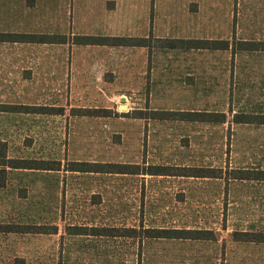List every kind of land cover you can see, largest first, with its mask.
I'll list each match as a JSON object with an SVG mask.
<instances>
[{
	"label": "rangeland",
	"instance_id": "374dc122",
	"mask_svg": "<svg viewBox=\"0 0 264 264\" xmlns=\"http://www.w3.org/2000/svg\"><path fill=\"white\" fill-rule=\"evenodd\" d=\"M158 2L153 33L162 38L228 39L232 31L238 47L247 39L264 48V0ZM70 23L80 35L124 28L104 17L97 0H0V32L57 33ZM159 48L148 67L129 54L128 68L111 82L83 78L77 115L47 116L18 134L37 140L25 156L60 171L24 183L10 178L0 189V224L36 231H0V264L258 262L229 229L264 225V181L256 180L264 179V50ZM77 56L87 63L114 55L81 44ZM121 103L126 110L117 109ZM154 109L224 111L226 121L152 118ZM233 112L252 122L235 123ZM106 163L171 174L81 171ZM152 227L209 230L210 239L136 236Z\"/></svg>",
	"mask_w": 264,
	"mask_h": 264
},
{
	"label": "crops",
	"instance_id": "0c3cea01",
	"mask_svg": "<svg viewBox=\"0 0 264 264\" xmlns=\"http://www.w3.org/2000/svg\"><path fill=\"white\" fill-rule=\"evenodd\" d=\"M170 1V0H169ZM30 3H34L31 1ZM101 6V13L105 18L113 23H124V28L117 31L119 28L115 26L106 27V31L99 32L100 29L80 35L71 26L66 25L57 33H38L36 35L56 36L57 42H0V104L17 106V108L0 110V141L6 142V155L8 159L14 160H37L45 161L44 158L27 157L29 149H32L37 140L30 143H25L19 138V133L25 132L30 127L38 125L39 120L47 116L62 115L64 112H70L71 115H77L80 106V86L81 80L87 78L101 79L109 78V82L114 80L119 75V68H128V55L135 52L140 57V62L146 63L149 61L154 63V54L159 53V46L154 40L162 38L160 35L153 33L154 22L159 20L158 0H97ZM186 8V5H184ZM232 16V15H231ZM101 31V30H100ZM6 32V31H4ZM12 33H24L20 31H12ZM26 34H35L27 33ZM154 34L155 36H153ZM233 32L230 31L228 39L229 45L227 48H217V51H229L230 53L242 50H264L257 48V44L250 43V40L242 39L245 47H238L235 40L231 38ZM79 36H121V37H146L150 38L151 45L147 46H127V45H102V44H84L98 51H110L114 56L104 62L93 60L87 63H81L77 52L81 46L77 38ZM163 39V38H162ZM187 39V38H180ZM210 39V38H200ZM109 46V47H106ZM163 48V47H161ZM169 49V48H164ZM183 49V48H182ZM186 50V49H185ZM193 50V49H187ZM200 50V49H196ZM202 50V49H201ZM207 50V49H206ZM212 50V49H211ZM119 54V58H115ZM123 55V56H122ZM151 57V59H150ZM232 68V66H230ZM87 70L86 72H84ZM88 83V82H87ZM84 82V85L87 84ZM92 82L91 84H95ZM119 105V104H118ZM84 107V106H83ZM118 107V106H117ZM75 110V113H74ZM157 110V109H154ZM193 111V110H187ZM221 112L225 115L224 111ZM237 115L236 112L232 116ZM245 115V114H242ZM219 122V123H224ZM234 121V120H233ZM235 122V121H234ZM242 123V122H235ZM246 123V122H243ZM264 123V122H260ZM8 133L7 137L1 135ZM154 166V165H153ZM1 168V166H0ZM5 183L11 180L10 178H19L24 183L28 176L32 174L48 175L58 169L51 168H26V167H10L5 166ZM71 171H76L72 168ZM120 174H136V175H151L164 176V174H151L147 171H138V173H120ZM169 176L170 174H165ZM183 175V174H177ZM207 176V175H199ZM220 177V176H218ZM232 179H245L241 176L232 175ZM247 179H256L248 178ZM262 180L264 179H256ZM20 181V182H21ZM264 186V185H263ZM4 186H0L2 189ZM264 191V187H261ZM247 200H245L246 202ZM235 205V199L229 200V205ZM250 205V200L247 201ZM238 205V204H237ZM153 228V227H152ZM231 233L249 232L264 234V225L248 228L247 230L229 229ZM209 231V230H208ZM233 237V242H245L254 249L253 254L258 260L256 264H264L260 262L264 257V241L250 240L244 241ZM210 239V237L201 238ZM259 251V252H258ZM237 257V256H236ZM235 257V258H236Z\"/></svg>",
	"mask_w": 264,
	"mask_h": 264
},
{
	"label": "trees",
	"instance_id": "16d2710c",
	"mask_svg": "<svg viewBox=\"0 0 264 264\" xmlns=\"http://www.w3.org/2000/svg\"><path fill=\"white\" fill-rule=\"evenodd\" d=\"M38 38V39H36ZM78 43L80 44H102V45H127V46H147L151 45L150 38L146 37H121V36H79L77 38ZM159 46L163 48L175 49H217V48H227L229 45L228 40H219V39H200V38H159ZM57 42L56 36H43L36 34H26V33H12V32H0V42ZM17 108V106H11L6 104H0V110L7 111L8 109ZM80 109V108H79ZM79 111V110H78ZM93 112L90 110H82ZM151 117L159 119H181L187 121H204V122H223L225 121V115L221 112H202V111H173V110H153ZM235 122H252L251 116L237 114L234 116ZM262 122V121H261ZM6 142L0 141V186L5 185L6 176L5 169L3 167H26V168H51L58 169L56 165L51 166L45 161L37 160H14L8 159L6 155ZM55 164L59 161H55ZM99 169H83L81 171H101V172H110V173H138V166L131 164H119V163H106L101 164ZM152 170H149L151 174H171L169 169H165L163 166H153ZM77 170V169H76ZM12 226H4L0 224V231H23V232H36L30 231L29 227L22 228V230L13 229L10 230ZM17 228V226L15 227ZM33 229H37L33 227ZM135 233V229L131 230ZM208 230H191V229H167V228H146L144 229L143 235L147 238H178V239H201L208 237ZM100 234V233H94ZM113 235V234H112ZM256 235V236H254ZM233 236L239 240L250 241H264V234L261 233H249V232H235ZM243 236V237H239Z\"/></svg>",
	"mask_w": 264,
	"mask_h": 264
},
{
	"label": "water",
	"instance_id": "95a60500",
	"mask_svg": "<svg viewBox=\"0 0 264 264\" xmlns=\"http://www.w3.org/2000/svg\"><path fill=\"white\" fill-rule=\"evenodd\" d=\"M117 109L119 111H124V110L127 109V105L125 103H121V104L118 105Z\"/></svg>",
	"mask_w": 264,
	"mask_h": 264
}]
</instances>
